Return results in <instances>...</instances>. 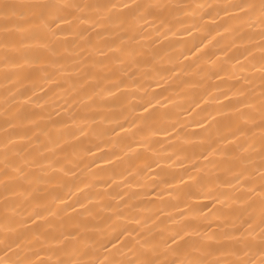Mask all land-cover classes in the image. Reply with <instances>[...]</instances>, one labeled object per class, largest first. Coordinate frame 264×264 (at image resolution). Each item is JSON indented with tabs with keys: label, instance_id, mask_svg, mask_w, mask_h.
<instances>
[{
	"label": "snow or ice",
	"instance_id": "6c2138e0",
	"mask_svg": "<svg viewBox=\"0 0 264 264\" xmlns=\"http://www.w3.org/2000/svg\"><path fill=\"white\" fill-rule=\"evenodd\" d=\"M206 8L210 11H204ZM221 12L226 18L223 23L213 27L205 22L206 19L219 18ZM197 16L199 20L196 19ZM150 18L159 21L158 25L149 26L155 27L160 36L167 37L169 33L175 35L174 29L178 30L179 26L188 35H192L193 31L213 29L216 31V36L228 33L253 44V47L245 49L247 53L245 59L251 57L249 63L260 73L259 97L252 94L245 96L242 87L234 92L230 90L225 93L224 98L230 102L229 110L239 113L241 122L233 125L229 136H224L219 141L209 140L207 154L202 153L203 159L213 165L221 162L210 160L211 156L222 155L229 158L223 163L229 165L225 173L231 178L224 180L221 186L233 189L232 196L226 193L215 195L209 193L203 198L221 204L226 200L234 199L236 203L245 207L231 212H225L223 209L212 212V208H209L208 211L212 213L209 216L202 215L201 210L196 206L185 205L188 211L182 214L181 219L192 216L197 220L202 219L208 227H202L195 221L188 222L174 230L167 238L157 240L151 229L141 223V218L124 216L120 211L121 205H98L113 212V216L108 217L103 224L78 219L84 215L91 216L93 209L89 205L93 200H103V194L97 193L94 197L85 196L83 200L75 199L72 204L67 203L63 197H56L55 199L64 205L63 208L38 201L35 202L36 207L31 215L20 222L26 229L23 233H17L16 228L10 226L11 218L5 217L6 223L0 231V253H2L0 264H264V0H235L223 5L167 3L160 0H104L95 3H79L71 0L69 2L0 0V57H3L5 69L15 70L5 71L3 79L9 84H19L23 87L24 79H32L31 76H23L25 70L43 79L44 83L38 87L44 95L39 99H33L35 87L30 90L31 96L27 92L21 93L26 105L35 103L42 113L46 111V105L56 103L55 89L48 86L54 85L60 88L61 77L71 74L80 75L82 87L89 81H96L94 85L96 90L92 94H85V99L91 102L87 107H106L103 103L105 95L113 96L132 86L126 82L125 77L140 87L136 78L147 75L142 69L148 67L153 71L156 70L155 63L141 60L145 55L142 51L145 45L141 44V41L151 39L150 35L145 34L147 32L145 25L149 24ZM189 24L190 26H186ZM83 25L90 27L85 28ZM245 28L259 30L244 33ZM95 29L105 30L96 31L97 41H105L107 36H111L112 40L103 45L93 43L90 37ZM67 36L79 37L92 49L75 62L76 66L68 65L62 59V47L67 43ZM257 37L258 43L255 42ZM213 40L215 36L209 31L207 37L189 50L192 56L196 57L197 67L199 61L205 58L209 64H216V60L212 59L214 54L205 51L210 45L215 47ZM104 48L108 51L105 52ZM255 49L259 50V57L254 55ZM108 53L113 55L108 56ZM96 54L108 57L109 62L114 65L111 76L103 75L102 71L93 73L86 70L88 65L96 66V61L92 59ZM76 55L79 56L80 53ZM224 55L227 56V53L225 52ZM153 59H155L154 54ZM101 64L102 68L108 67L103 62ZM50 68L56 69V72L50 71ZM182 71L184 70L181 68L173 69L177 76ZM101 80L109 81L112 87L101 86ZM241 80L251 83L249 77H241ZM32 82L35 84L34 79ZM157 87L160 85L157 84ZM74 91L76 95L71 97V103L77 104L80 102L81 89ZM7 94H11L14 98L16 93L12 88H7L5 103L8 99ZM242 96L244 98L239 99ZM233 97L237 99L233 101ZM162 99L167 98L162 94L159 97L153 94L151 99H145L144 103L138 105L143 114L133 117L129 126L135 127L141 123L149 126L156 118L153 110L161 104ZM65 103L68 101L66 100ZM241 108L251 111L240 112ZM7 113L8 109L5 108V114ZM41 118L43 117L39 113H34L31 118H27L26 123L39 128L38 120ZM101 119L104 117L101 116ZM87 122V120L83 121V123ZM26 123L24 119L12 117L6 118L4 125L0 126L5 133L0 139V156L3 157V165L0 167V189L3 190L5 211L9 210V195H23L32 203L33 185L40 182L63 185L66 183V177L77 175L73 168L66 169L59 160L49 159L43 156V153L36 158L29 156L33 136L28 133L34 130L27 129ZM197 126L205 127L204 124ZM21 127L25 128L23 133L11 131ZM119 129L120 132L127 131L124 124H120ZM257 130L259 138L255 140ZM78 131L81 136L87 135V129L84 127H80ZM112 131L115 132V129ZM242 137L247 139L241 140ZM74 139L77 137L65 139L63 144H68ZM17 140H25L29 143L21 146L16 143ZM63 144H57L56 147L62 149ZM225 144H231L233 148H221V145ZM46 151L54 152L55 149H46ZM111 162V160L105 161V163ZM193 170L203 169L202 166L194 164ZM55 173L61 175H52ZM188 179L191 180L193 177L189 176ZM180 182L185 183L183 179ZM88 187L90 185L84 183V188ZM84 188L77 186L75 191L83 192ZM74 196L75 192L71 193L69 198ZM123 207L131 208L132 205L125 202ZM212 207L215 208V204ZM69 209L77 213V216L71 217L66 222L65 215ZM78 209H82L83 212H78ZM11 211L16 212V209L12 208ZM213 217L217 220L223 218L226 221L224 224L216 225L225 230L211 231ZM121 219H131L139 227L119 225L115 222ZM105 225L116 233L107 239V243H104L103 239H98L96 235H86L94 232L106 238L108 234L105 232ZM100 248L107 253L103 259L98 254ZM219 257H234V259Z\"/></svg>",
	"mask_w": 264,
	"mask_h": 264
},
{
	"label": "bare ground",
	"instance_id": "6f19581e",
	"mask_svg": "<svg viewBox=\"0 0 264 264\" xmlns=\"http://www.w3.org/2000/svg\"><path fill=\"white\" fill-rule=\"evenodd\" d=\"M65 2H69V0H65ZM71 2L95 3L104 2V0H71ZM160 2L223 5L235 2V0H160ZM204 11H210V9L206 8ZM196 19L199 20V16ZM224 19L226 18L221 12L219 18L206 19L205 22L214 27L223 23ZM158 24V20L150 18L149 24L145 25L147 29L145 34L150 35L151 39L141 41V44L145 45L142 49L145 55L141 57V60L155 63L156 70L153 71L148 67L142 69L147 75L136 78L140 87L125 77L126 82L132 86L113 96L105 95L103 103L106 107L103 108L87 107L91 102L85 99V94H92L96 90L94 89L96 81H89L82 87L81 76L71 74L61 77L62 86L60 88H56L54 85L48 86L55 89L56 103L46 105V111L41 113L35 103L26 105L21 93L27 92L31 96L30 90L35 87L33 99H39L44 95L38 87L44 83L43 79L25 70L23 76H31L35 80V84L32 79L28 78L24 79L23 87H20L19 84H9L3 79V73L15 70L5 69L3 57H0V126L4 125L6 118L18 117L24 119L26 123L27 118H31L34 113H39L43 117L38 120L39 128L26 123L27 129L34 130V132L29 131L28 133L33 136L29 156L36 158L43 153V156L49 159L59 160L66 169L73 168L77 172L75 177H66V183L63 185L43 182L33 185L32 203L26 200L23 195H9L8 211H5L2 199L3 190L0 189V231L6 223L5 217H10L12 221L10 226L15 227L17 233L25 232L26 229L20 222L31 215L36 207L35 202L45 201L59 208L64 207L59 203V200L55 199L56 197H63L67 203L72 204L75 199L83 200L85 196L94 197L97 193L103 194V200H93V203L89 205L93 209V214L91 216L84 215L78 219L103 224L108 217L113 216V212L107 208L98 207V205H121L120 211L124 216L141 218V223L151 229L157 240L167 238L172 235L174 230L188 222L195 221L202 227H208L202 219L197 220L192 216H185L181 219L182 214L188 211L185 205L196 206L201 210L202 215L209 216L212 215L208 211L209 208H212V212L218 209L231 212L245 207L243 204L236 203L234 199L226 200L224 204H221L212 199L203 198L209 193L213 195L226 193L228 196H232L233 189L221 186L224 180L231 178L225 173V169L229 165L223 163L229 158L222 155L211 156L210 160L221 162L218 165H213L203 159L202 153L207 154L209 140L219 141L222 137L229 136L233 125L241 122L239 113L229 110L230 102L224 98L225 93L230 90L234 92L242 87L245 96L252 94L259 97L260 73L255 71L249 63L251 57L245 59L247 56L245 49L253 47V44L228 33L216 36V31L213 29L193 31L192 35H188L179 26L178 30L174 29L175 35L169 33L167 37L160 36L155 27L149 26ZM186 26H190V24ZM83 27L89 28L90 25H83ZM258 30V28H245L243 31L252 33ZM96 31L104 32L105 30L95 29L92 32L90 39L93 43L103 45L112 40L111 36H107L105 41H97ZM209 31L212 32V36H215V40H213L215 47L210 45L209 49H205V51L214 54L212 59L216 60V64H209L205 58L199 61V67H197L196 57H193L189 50L207 37ZM234 40L235 44L233 45ZM66 41L67 43L62 47V59L68 65L76 66L75 62L92 51L87 43L79 37L67 36ZM255 42L258 43V37ZM65 49L66 51H64ZM104 51L107 52V48H104ZM225 52L227 56L224 55ZM76 53H80V55L78 56ZM153 54L155 59H153ZM112 55L113 53H108V56ZM254 55L259 57L258 49L254 50ZM92 59L96 61V66L88 65L86 70L93 73L102 71L103 75L111 76V69L114 65L109 62L108 57L96 54ZM101 62L107 64L108 67L102 68ZM80 66L84 67V65ZM257 67H259L258 64ZM175 68H181L184 71L177 76L173 72ZM50 71L55 73L56 69L50 68ZM241 77L251 78V83L242 81ZM100 83L103 87H112L107 80H101ZM157 84L160 87H157ZM7 88H12L16 94L14 98L11 94H7L8 99L5 103ZM74 89H81L79 92L80 102L77 104L71 103V97L76 95ZM153 94H156L157 97L162 94L167 98L162 99L161 104L153 110L156 113V118L149 126L141 123L130 127L132 118L143 114L138 105L144 103L145 99H151ZM243 98V96L239 97V99ZM235 99L237 98H232L233 101ZM66 100L68 103H65ZM99 102V98H97V103ZM5 108L8 109L7 114H5ZM249 111L251 110L247 108L240 109V112ZM101 116L104 119H101ZM84 120L88 122L83 123ZM120 124H124L127 128L126 132H120ZM198 124H204L205 127H198ZM80 127L87 129V135L79 134ZM113 129L115 132L112 131ZM11 131L23 133L25 128H16ZM4 135L5 133L0 127V139ZM72 136H76L77 139L63 144L65 139H70ZM258 138L259 131L257 130L254 139L258 140ZM243 139L247 138L242 137L241 140ZM16 143L22 146L29 142L17 140ZM57 144H63V148H57ZM221 148L232 149L233 145L225 144L221 145ZM46 149H55V151H46ZM106 160L112 162L105 163ZM194 164L202 166L203 170L194 171ZM2 165L3 157L0 156V167ZM148 165L151 167H147ZM52 175L59 176L61 174ZM189 176H192L193 179L189 180ZM181 179L185 183L182 184ZM84 183H88L90 187L84 188ZM77 186L84 188V191L76 192ZM73 192H75V196L69 198ZM125 202H128L132 207H123ZM213 204H215V208L212 207ZM205 205L207 207H204ZM226 205H230V207H226ZM12 208H15L16 212L11 211ZM78 212H83V210L78 209ZM76 216L77 213H73L69 209L65 215V221ZM50 219L53 218L50 217ZM115 222L119 225L139 227L131 219H121ZM224 223L226 221L223 218L217 220L213 217L211 231L225 230L216 227L217 224ZM105 232L108 234L106 238L94 232L86 235H96L98 239H103L104 243H107V239L116 233L107 225H105ZM98 254L101 259L107 255L103 248L99 249ZM219 258L234 259V257Z\"/></svg>",
	"mask_w": 264,
	"mask_h": 264
}]
</instances>
